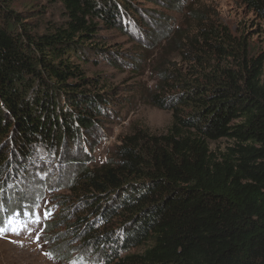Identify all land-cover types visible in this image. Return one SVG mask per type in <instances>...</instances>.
<instances>
[{
  "label": "trees",
  "instance_id": "16d2710c",
  "mask_svg": "<svg viewBox=\"0 0 264 264\" xmlns=\"http://www.w3.org/2000/svg\"><path fill=\"white\" fill-rule=\"evenodd\" d=\"M18 1L29 0H0V225L36 217L48 193L66 189L56 214L43 208L52 257L264 264V48L252 53L247 35L190 0H147L159 11L56 0L65 19L44 28ZM237 1L264 23V0ZM127 19L142 25L140 61L154 58L146 98L172 120L162 133L135 127L91 166L95 145L84 144L113 90L83 64L109 54L100 31H123ZM47 158L55 177L37 171Z\"/></svg>",
  "mask_w": 264,
  "mask_h": 264
},
{
  "label": "rangeland",
  "instance_id": "374dc122",
  "mask_svg": "<svg viewBox=\"0 0 264 264\" xmlns=\"http://www.w3.org/2000/svg\"><path fill=\"white\" fill-rule=\"evenodd\" d=\"M134 1L138 3L140 9L161 10L153 2ZM190 1H193L195 7L207 6L211 10H216L233 33L247 35L252 53L264 48V23L256 20L253 14L237 0ZM13 8L25 16L35 13L31 21H40L43 28L50 24H59L65 19L64 8L56 0L18 1L13 4ZM174 17L179 23L181 14L175 13ZM124 25L123 31L115 28L101 30L98 42L110 49L109 54L91 56L90 60L83 64L88 75L102 77L107 81V88L113 90V99L105 110L104 116L100 118L99 129L94 131L93 135L88 137V142L84 144L88 152L89 143L93 142L95 145L91 166L104 162L119 143V139L131 133L135 127L148 128L154 133H162L168 129L172 120L170 110L152 106L146 98L145 89L154 88L153 74L149 70L154 63V58L147 63L140 61L143 55L140 45L144 37L141 29L138 28L142 25L135 24L128 19ZM164 53L165 51L161 53V60L165 57ZM172 58L178 59L175 55H172ZM262 79L264 82V74ZM224 145L225 141L211 144L212 148ZM44 162V166H39L40 169L37 170L42 176L55 177L59 174V167H54L56 162L53 163L50 158ZM61 168L63 172L68 170V177L72 176L73 168L68 169L64 163ZM57 189L47 194L36 212V217L12 221L8 231L0 235V264H104L102 261L82 263L77 259L62 260L48 253L52 246L43 230V220L47 219L43 208L51 206L52 214L60 210L57 195L66 193V189ZM37 220L40 222L37 223ZM60 230H63V227Z\"/></svg>",
  "mask_w": 264,
  "mask_h": 264
},
{
  "label": "snow or ice",
  "instance_id": "6c2138e0",
  "mask_svg": "<svg viewBox=\"0 0 264 264\" xmlns=\"http://www.w3.org/2000/svg\"><path fill=\"white\" fill-rule=\"evenodd\" d=\"M47 215L50 217L51 216V213L49 212ZM36 222L39 223L40 221L37 220ZM7 231H8V228H6L3 225H0V235L5 234ZM37 239H39V238L37 237Z\"/></svg>",
  "mask_w": 264,
  "mask_h": 264
}]
</instances>
